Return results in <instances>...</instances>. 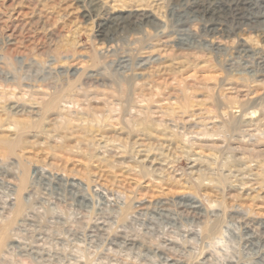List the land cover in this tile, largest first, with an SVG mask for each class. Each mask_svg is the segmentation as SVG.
<instances>
[{
    "label": "rangeland",
    "instance_id": "rangeland-1",
    "mask_svg": "<svg viewBox=\"0 0 264 264\" xmlns=\"http://www.w3.org/2000/svg\"><path fill=\"white\" fill-rule=\"evenodd\" d=\"M0 264H264V0H0Z\"/></svg>",
    "mask_w": 264,
    "mask_h": 264
},
{
    "label": "bare ground",
    "instance_id": "bare-ground-1",
    "mask_svg": "<svg viewBox=\"0 0 264 264\" xmlns=\"http://www.w3.org/2000/svg\"><path fill=\"white\" fill-rule=\"evenodd\" d=\"M239 1H240V0H238V2H239ZM243 1H245V0H243ZM217 2H218V1H217ZM245 4H246V3H245ZM232 5H233V4H232ZM227 6H228V5H227ZM235 6L238 8L239 11L243 9V6H241V4H240V5H238V4L236 5V4H235ZM218 7H219V6H218ZM228 7H229V6H228ZM228 9H229V8H228ZM235 9H236V8H235ZM222 10H224V9H222ZM231 10H233V8H232ZM218 11H219V10H218ZM218 11H217V12H218ZM227 11H228V10H227ZM217 12H216V13H217ZM225 12H226V10H225ZM236 12H237V11H236ZM244 12H245V11H244ZM242 13H243V12H242ZM242 13L239 12V13L237 14V18H238V19H239V17H242V16H241V15H243ZM227 14H228V13H227ZM230 14H231V12H230ZM230 14H229V15H230ZM229 15H228V16H229ZM234 15H235V13H234ZM222 16H223V15H222ZM230 18L233 19V16L230 17ZM236 21H237V20H236ZM240 21H241V20H240ZM245 21H246V20H245ZM67 88H68V87H67ZM65 90H66V89H65ZM67 92H68V91H67ZM69 92H70V90H69ZM41 93H42V92H41ZM65 93H66V92H65ZM44 94H45V93H44ZM60 95H61V94H60ZM60 95H59V96H60ZM68 95H70V94H68ZM72 95H73V94H72ZM74 95H75V93H74ZM40 96H41V95H40ZM59 96H58V97H59ZM76 96H77V95H76ZM65 97H66V96H65ZM67 97H68V96H67ZM60 98H61V97H60ZM60 98H59V101H60ZM71 98H73V96H72ZM74 98L76 99V97H74ZM77 98H78V97H77ZM55 100H56V99H55ZM61 100H62V99H61ZM65 100H66V98H65ZM49 101H50V99H49ZM59 101H58V102H59ZM66 101H67V100H66ZM64 102H65V101H64ZM17 119H18V118H17ZM69 121H70V120H69ZM65 122H67V121H65ZM69 123H70V122H69ZM67 124H68V123H67ZM224 124H225V123H224ZM230 124H231V123H230ZM246 124H247V123H246ZM222 125H223V123H222ZM222 125H221V126H222ZM225 125H227V124H225ZM232 127H233V126H232ZM230 128H231V127H230ZM221 129H224V130H225L226 128H222V127H221ZM232 129H233V128H232ZM222 131H223V130H222ZM224 132H225V131H224ZM229 145H230V144H229ZM228 147H229V146H228ZM232 148H233V147H232ZM232 148H231V149H232ZM188 150H189V149L187 148V149H186V153H188V152H187ZM140 153H141V152H140ZM195 153H197V152H195ZM196 155H197V154H196ZM144 157H145V156H144ZM202 157H204V156H202ZM211 157H212V156H211ZM228 157H230V156H227V158H228ZM227 158H226V162L229 161V160H231V159H229V158H228V160H227ZM199 159H201V158H199ZM211 159H212V158H211ZM150 160H151V159H150ZM205 160H206V159H205ZM213 160H214V159H213ZM229 164H230V163H228V165H229ZM231 166H232V165H231ZM231 166L229 165V167H231ZM245 166H246V165H245ZM243 168H244V167H243ZM245 168H246V167H245ZM244 170H246V169H244ZM244 170H243V171H244ZM227 171H228V170H227ZM229 174H230V173H229ZM235 177H236V176H235Z\"/></svg>",
    "mask_w": 264,
    "mask_h": 264
}]
</instances>
